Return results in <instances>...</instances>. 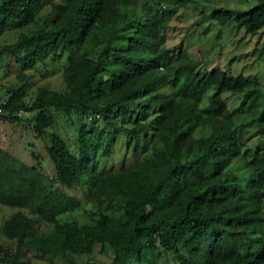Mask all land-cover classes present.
<instances>
[{"label": "trees", "instance_id": "trees-1", "mask_svg": "<svg viewBox=\"0 0 264 264\" xmlns=\"http://www.w3.org/2000/svg\"><path fill=\"white\" fill-rule=\"evenodd\" d=\"M46 1L0 0V29H24L0 53L23 74L60 62L65 89L39 87L24 109L10 97L0 120L35 113L40 133L53 130L57 181L83 186L85 198L49 185L42 166L0 148V204L13 210L0 229L16 242L0 245V264H31L26 244L39 258L71 264L98 244L114 253L108 264H160L162 253L180 264H264V149L251 137L263 131L264 86L257 75L200 71L186 47L172 46L173 19L198 0H52L51 23L25 29ZM202 17L257 34L264 0ZM50 107L77 117L75 133L54 130ZM120 134L127 150L144 154L106 170ZM87 204L116 212L92 222L61 218ZM34 215L52 229L38 232Z\"/></svg>", "mask_w": 264, "mask_h": 264}, {"label": "rangeland", "instance_id": "rangeland-1", "mask_svg": "<svg viewBox=\"0 0 264 264\" xmlns=\"http://www.w3.org/2000/svg\"><path fill=\"white\" fill-rule=\"evenodd\" d=\"M53 1L47 0L37 13L35 21L25 29L35 28L37 24H50L56 17V12L52 7ZM257 2L258 0H198L195 5L180 9L171 23L168 40L172 46L176 47L182 44L186 47L191 58L199 62L200 71L205 68L221 67L231 75L241 73L257 75L264 86V30L257 34H248L234 24L220 26L218 23L206 21L202 17V13H209L218 8L241 13L255 6ZM23 30V28L12 25L1 28L0 49L14 43ZM62 71L60 62L54 61L38 67L37 70L24 71L23 74V71L20 73V66L16 64L15 58L11 54L0 53V98L8 100L11 97L23 109L24 106H31L37 97L39 87H48L58 91L65 89ZM48 111L57 117L54 129L57 133L63 136L75 133L80 123H77L78 120L74 114H67L54 107H50ZM17 116L20 117L19 121L0 120V148L9 152L20 162L42 166L49 185L84 200L83 186L68 188L57 181L55 165L48 153L53 130L43 128L40 133L36 126L35 113L21 110ZM204 133V130H201L196 135L203 136ZM251 137L254 138V146L264 149V124L263 131L259 130ZM251 137L247 139L248 143L251 142ZM143 154V151L133 153L132 150H127L125 138L123 134H120L111 153L112 161H107L106 170H117L122 161L125 166L134 164L142 158ZM108 208L107 204H87L61 218L63 220L76 218L81 222H92L102 211L107 210L109 215H115L116 211ZM12 212L11 208L0 204V227ZM33 219L38 232L47 233L52 229L51 225H48L37 215H34ZM15 244L16 242L4 236L0 229V245L14 248ZM24 252L25 258H29L31 264H71L63 257H56L53 260L39 258L36 256V250L29 244L25 245ZM183 252H185L184 249ZM113 258L112 250H103L102 246L98 244L92 253L80 255L75 261L77 264H108ZM160 264H180L179 257L162 253Z\"/></svg>", "mask_w": 264, "mask_h": 264}, {"label": "built area", "instance_id": "built-area-1", "mask_svg": "<svg viewBox=\"0 0 264 264\" xmlns=\"http://www.w3.org/2000/svg\"><path fill=\"white\" fill-rule=\"evenodd\" d=\"M8 100L0 98V112H3L5 109V106L7 105Z\"/></svg>", "mask_w": 264, "mask_h": 264}]
</instances>
